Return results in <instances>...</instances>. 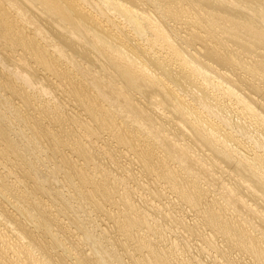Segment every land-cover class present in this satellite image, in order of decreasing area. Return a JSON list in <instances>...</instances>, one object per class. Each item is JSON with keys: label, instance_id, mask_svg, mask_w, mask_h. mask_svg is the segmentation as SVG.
Here are the masks:
<instances>
[{"label": "bare ground", "instance_id": "1", "mask_svg": "<svg viewBox=\"0 0 264 264\" xmlns=\"http://www.w3.org/2000/svg\"><path fill=\"white\" fill-rule=\"evenodd\" d=\"M60 218L74 264H203L165 220L264 264V0H0V264L73 263Z\"/></svg>", "mask_w": 264, "mask_h": 264}, {"label": "rangeland", "instance_id": "2", "mask_svg": "<svg viewBox=\"0 0 264 264\" xmlns=\"http://www.w3.org/2000/svg\"><path fill=\"white\" fill-rule=\"evenodd\" d=\"M70 108H71V107L68 105L67 108H66V110H67L68 112H70V111H69ZM126 161L129 162V160H128L127 158H121L120 160L118 159V162H119V163H121V164L124 165V166H128V167H130V165H128V163H127ZM123 162H124V164H123ZM126 163H127V164H126ZM133 171H135V170H133ZM131 184H132V186L134 185L133 183H131ZM8 206H9V205H8ZM9 207H10V206H9ZM92 213L95 214V216L99 215L98 212H92ZM90 214H91V213H90ZM175 214H176V213H175ZM186 214H187V215H186ZM186 214H185V216H184V219L186 220V219L189 218L187 221H188V222H192V221H193V220H191V218H193L192 214H190V213H186ZM188 214H189L190 216H189ZM155 215H156V214H155ZM93 216H94V215H93ZM93 216H92V217H93ZM95 216H94V217H95ZM187 217H188V218H187ZM190 217H191V218H190ZM60 219H62V218H60ZM60 219H59L60 224H61L60 226H62V225H63V226L59 228V230H61V231L58 230V231H57L58 233L56 232V235L58 236V238L62 239L63 241L68 240V237H70V238L72 237V238L69 239L68 241H65V242H64V243L66 244V246L68 245V246H67L68 248H69V246L71 245V247H70L69 250H68L67 247H66V248H64V247H62V248L59 247L60 250L65 249V250L68 252V254H67L66 251L63 252V253H65V254L59 252L60 250H59V249L57 250V247H55V248H56V249H55L53 245H51L53 248L50 247V245H49V246L47 245L46 249L50 250L49 248H51L50 252L47 250V252L49 253V255H51V256H52V255H53V256H57V255L63 256V257L66 259V261H67L68 263L73 262V263H71V264H74V259H72V254L69 253V252H70V251L73 252V251L75 250V247H73V246H76V240H77L78 238L81 237V234L78 233V232H76V231L74 230V227L69 223V221H68L67 219H65V218L62 219V222H64V223H62ZM175 220H176V218H175ZM162 222H163L164 224H165V222H166V224L163 225ZM165 222H164V221H161V223H162L161 225H163V228L166 227V228H164L165 230L168 229L167 232H165V230H164V233H166V234H165L166 237L169 235L168 238H170V239H168V240L173 241V240H174L173 237H176V236H179V237H180L181 234H182V235H184V240H183V239H182V240H183L186 244L189 243V244H187V245H189V246H185V247H186L187 249L189 248V249H188V253L190 252V253H189L190 256L193 254L192 257L194 256V257H193L194 259H195V258H196V259H199L201 255H204V253H206V254L204 255V256H205V260H204V256H201L202 258L199 259L201 262L204 260V261L202 262L203 264H218V263L215 261L214 257H213V258L210 257L209 254L207 255V251H206V248H205V247H203V248L205 249V251H204V249L201 248V247L204 246V245H202L201 242L198 243V242H199V239H196V238L194 239V238H193V237H197V236H193V235H192V237H191L192 239H190V241H192V240H193V241H192L191 243H190V241H188V238H190L191 235H189L190 233L187 231V230H188L187 228H185V229H187V230H185L184 228H181L182 226H181L180 223H179L180 220H179V221L177 220V222L174 223L175 225L173 224V222L171 223V222L168 221V220H165ZM169 222H170V223H169ZM168 223H169V225H167ZM0 224H1L0 227L2 226L1 228L3 229V228H4L3 223L1 222ZM68 224H69V225H68ZM171 224H173V227H172ZM177 224H179V225H177ZM52 225H53V224H52ZM52 225H51V228H54V227H55V229L57 230L56 226H55V225L52 226ZM65 225H66V226H65ZM176 225H177V227H178L179 229L176 228ZM174 227H175V228H174ZM61 228H62V229H61ZM172 229H174V230H172ZM176 229H178V230H181V229H182L183 231H179L181 234H180V233L178 234V230H176ZM71 230L75 231V233L73 232V233H74V234H73ZM37 231H38V230H37ZM174 231H176V233H175ZM184 231H187L188 234H187V232L185 233ZM69 232H70V233H69ZM169 232H170V233H169ZM172 232H174V233H172ZM38 233H39L40 235H42L41 232H38ZM63 233H64V234H63ZM114 233H116V232H114ZM60 234H61V235H60ZM76 234H78V235H76ZM167 234H168V235H167ZM171 234H172V235H171ZM185 234H186V235H185ZM74 235H75V236H74ZM113 235H115V236H113ZM173 235H174V236H173ZM188 235H189V236H188ZM76 236H77L78 238H77ZM112 236H113L112 241H114L115 238H116L115 241H119V240H117V239H118V238H122L121 235L112 234ZM171 236H172V237H171ZM74 237H75V239H74ZM187 237H188V238H187ZM76 238H77V239H76ZM172 238H173V239H172ZM72 239H73V240H72ZM185 239H186V240H185ZM197 240H198V241H197ZM183 241H182V242H183ZM186 241H187V242H186ZM196 241H197V243H196ZM71 242H72V244H71ZM184 242H183V244H185ZM193 242H194L195 244H194ZM163 243H164V242H163ZM48 244H49V243H48ZM74 244H75V245H74ZM158 244H160V246H162V245H161L162 243H158ZM186 244H185V245H186ZM197 244L200 245V247H199V246H196ZM72 245H73V246H72ZM193 246H194V247H193ZM72 247H73V248H72ZM81 247H82L84 250L87 251V249H86L87 247H86L84 244L81 245ZM196 247H198V248H196ZM71 248H72L73 250H72ZM186 248H185V249H186ZM192 248H193V249H192ZM194 248H195V252H194ZM190 249H192L193 252H191L192 250H190ZM197 249L200 250V251H198ZM52 250H54V251H52ZM55 250H57V251H55ZM201 250H202V252H201ZM51 251H52L53 253H52ZM43 252H44V251H41V253H43ZM196 252H198V254H199V252H200L201 255H200V254H199V255L196 254ZM37 253H40V252H37ZM48 253H47V255H48ZM54 253H55L56 255H55ZM57 253H58V254H57ZM186 253H187V252H186ZM70 254H71V255H70ZM195 254H196V256H195ZM172 257H173V256H172ZM208 258H209V259H208ZM202 259H203V260H202ZM68 260H71V262H69ZM204 262H205V263H204ZM76 264H77V263H76Z\"/></svg>", "mask_w": 264, "mask_h": 264}]
</instances>
